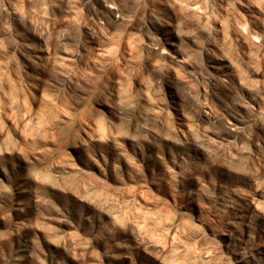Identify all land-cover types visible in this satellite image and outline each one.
I'll use <instances>...</instances> for the list:
<instances>
[{"label":"rangeland","instance_id":"374dc122","mask_svg":"<svg viewBox=\"0 0 264 264\" xmlns=\"http://www.w3.org/2000/svg\"><path fill=\"white\" fill-rule=\"evenodd\" d=\"M0 264H264V0H0Z\"/></svg>","mask_w":264,"mask_h":264},{"label":"bare ground","instance_id":"6f19581e","mask_svg":"<svg viewBox=\"0 0 264 264\" xmlns=\"http://www.w3.org/2000/svg\"><path fill=\"white\" fill-rule=\"evenodd\" d=\"M86 34L87 35H90V31H89V29H87L86 31ZM171 37H174L172 34L170 35ZM242 41L243 42H247V39L244 37L243 39H242ZM172 45V44H171ZM215 59H217L218 61H220L221 63H222V66H220V67H216L215 68V71L217 72V73H219V74H221L222 76H224V77H226L227 76V74L225 73V69L226 68H228V67H231L232 65H233V62L230 60V59H227V58H225L223 55H221V56H215ZM237 105L239 106V107H243L244 108V105L243 104H241V103H237ZM205 113V115H208L209 113H207V112H204ZM236 119V118H235ZM236 121H239L238 119L236 120ZM238 124V123H237ZM236 123L235 124H232L233 125V127L235 128V129H240V126L239 125H237ZM244 153V151L243 150H236V151H234V152H232V153H229V155H228V158H230V159H234L235 157H237L238 155H240V154H243ZM240 247V246H239Z\"/></svg>","mask_w":264,"mask_h":264}]
</instances>
